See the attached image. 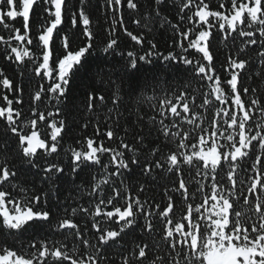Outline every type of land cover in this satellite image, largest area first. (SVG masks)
I'll list each match as a JSON object with an SVG mask.
<instances>
[{
  "label": "snow or ice",
  "instance_id": "1",
  "mask_svg": "<svg viewBox=\"0 0 264 264\" xmlns=\"http://www.w3.org/2000/svg\"><path fill=\"white\" fill-rule=\"evenodd\" d=\"M0 62V264H264V0H0Z\"/></svg>",
  "mask_w": 264,
  "mask_h": 264
},
{
  "label": "trees",
  "instance_id": "2",
  "mask_svg": "<svg viewBox=\"0 0 264 264\" xmlns=\"http://www.w3.org/2000/svg\"><path fill=\"white\" fill-rule=\"evenodd\" d=\"M173 13L169 12V18H171ZM170 34H165L163 37H159L161 40H166L167 36ZM0 66H3V63L0 62ZM90 70V71H89ZM100 72L101 75L104 73H111L113 80H118L119 75H124V70L121 68V62L119 57H111L107 56L102 51H96L92 53L90 56L87 57V64L86 69L83 70L80 73V80L83 82V84H87L90 79L91 73ZM9 73H11V69H9ZM182 73L177 72L175 69L169 70L163 67V65H157L154 66L152 64L144 65L141 72L137 74V78L143 82L145 78L152 81L156 77H162L165 80L172 81L174 78L178 79ZM122 87L125 91H127L128 87V78L125 77V80L121 82ZM83 84L78 87L73 95L75 97V103L77 105L80 104L81 100L83 99L82 91H83ZM97 87H101V85H97ZM148 95H151V92L147 93ZM139 95V92L136 94ZM132 104L131 111H136V105L134 99L130 101ZM111 106V104H109ZM147 101L144 102V111H147ZM127 119H131L133 124H135V117L134 116H128L126 114ZM74 124L71 126L72 131L69 134V137L67 138L66 143H73L76 138L82 137L87 133L88 135H92L94 132V129L92 127H89L88 129H82L81 125L86 122L87 117L81 118L79 113H76L73 117ZM147 120V118H145ZM123 123V121H122ZM125 127H131L130 125L125 124ZM29 180H31V177H28ZM37 188H39V184L36 185ZM162 193V189H155L153 192H150L149 195H156L157 198H159V195Z\"/></svg>",
  "mask_w": 264,
  "mask_h": 264
}]
</instances>
